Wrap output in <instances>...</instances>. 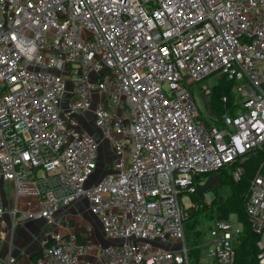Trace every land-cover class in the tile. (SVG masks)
I'll return each mask as SVG.
<instances>
[{
	"label": "built area",
	"instance_id": "obj_1",
	"mask_svg": "<svg viewBox=\"0 0 264 264\" xmlns=\"http://www.w3.org/2000/svg\"><path fill=\"white\" fill-rule=\"evenodd\" d=\"M214 75L233 81L219 118L211 107L219 83H206ZM90 113L99 140L77 120ZM101 143L115 159L94 180ZM261 153L264 0H0V197L12 182L10 212L45 220L36 264H89L93 255L104 264H197L204 247L209 264H236L244 224L236 214L205 219L197 242L187 221L199 205L184 196L210 175L220 182L222 169L235 166L240 180L248 156L261 160L245 211L264 264ZM82 198L107 243L80 241L59 218ZM5 212L0 204V219Z\"/></svg>",
	"mask_w": 264,
	"mask_h": 264
},
{
	"label": "crops",
	"instance_id": "obj_2",
	"mask_svg": "<svg viewBox=\"0 0 264 264\" xmlns=\"http://www.w3.org/2000/svg\"><path fill=\"white\" fill-rule=\"evenodd\" d=\"M101 144L100 158L103 156L104 147H106V151L108 150V154L112 153L107 144ZM2 183L0 204L6 208V212L0 219V264L7 262L11 256L16 257L18 264H36V255L47 238L48 228L45 226V220L14 215L10 212L15 200L14 186L10 181ZM59 218L72 227L80 241L100 245L107 243L101 221L91 211L86 198L65 207ZM60 228L66 232L64 227ZM89 264L104 263L99 260L97 255H93L89 258Z\"/></svg>",
	"mask_w": 264,
	"mask_h": 264
},
{
	"label": "trees",
	"instance_id": "obj_3",
	"mask_svg": "<svg viewBox=\"0 0 264 264\" xmlns=\"http://www.w3.org/2000/svg\"><path fill=\"white\" fill-rule=\"evenodd\" d=\"M232 88L233 81L230 80H223V82L213 88V93L211 95V107L213 114L216 117H221L222 113L225 112L227 108L231 107L233 99ZM223 95H226L229 98V102L227 104H224L222 101ZM261 154L262 157H264V153ZM260 161L261 160L259 157L248 156L243 161L246 172L241 176L240 180L237 181L234 180L231 175V170L235 166L230 169V173H228L226 169H222L217 172V175H219L220 178V185H230L232 192L228 197L221 196L217 193L210 203L211 207H213V210L209 209L210 206L204 205L206 200L203 195L199 196L196 193L191 194V199L199 205L198 208L191 207V216L187 221L188 234H190L195 239V241H199L197 238L201 236V232H194L197 226H195L190 231L189 225L192 226L195 223V221L192 219L196 217V215L200 217V215L203 214L207 217L205 219H222L229 218L232 214H236L238 219L244 224V232L241 240L236 243V264H257L256 253L257 240L259 239V236L253 232L250 223L248 222L245 211V200L249 191L250 180L256 173ZM41 252L42 248L37 253L36 260L41 255ZM200 254V250H195L193 252V258L197 260Z\"/></svg>",
	"mask_w": 264,
	"mask_h": 264
},
{
	"label": "rangeland",
	"instance_id": "obj_4",
	"mask_svg": "<svg viewBox=\"0 0 264 264\" xmlns=\"http://www.w3.org/2000/svg\"><path fill=\"white\" fill-rule=\"evenodd\" d=\"M222 81H220L219 78H217V76H210L207 78L206 83L209 86H215L218 83L220 84ZM196 98L198 101V104L200 106V109L204 112V115H207V112L205 111V103L203 98L198 94V92H196ZM90 118L88 119V116H81V117H77V120L80 121V123L82 124L83 128L88 131L95 139L99 140L101 139V134L99 133V130H97L94 126V124L92 123V114L90 113ZM100 148H102V144H100ZM108 150L106 151V147L103 148L102 150V158H101V162H99V166L96 168V172L93 176L94 180H97L99 178H101L104 174H106L111 168H113V163H114V159L115 156L112 155V153L108 154ZM114 156V157H113ZM228 173H230V170H227ZM231 186L230 185H219L216 188L211 189L210 191H208L207 193H205L203 196L205 197L206 203L204 204L205 206H210L209 209L213 210V207H211L210 203L212 202V199L216 196V194H220L221 196L224 197H228L231 194ZM184 201H185V205L186 206H190L191 205V196H184ZM208 204V205H207ZM205 218H207L206 216H204L203 214L200 215V217H198L196 215V217H194L192 220L195 221V223L190 226L189 225V229L190 231L195 227L198 226L199 230L202 231V234L204 235L207 231V229L211 226V222L209 220L202 222ZM199 219V220H198ZM188 231V230H187ZM189 236V235H188ZM189 240H191L190 236H189ZM202 242V241H201ZM210 263V258L207 255V250L206 247L203 248V257L201 258L200 262H198L197 264H209Z\"/></svg>",
	"mask_w": 264,
	"mask_h": 264
},
{
	"label": "water",
	"instance_id": "obj_5",
	"mask_svg": "<svg viewBox=\"0 0 264 264\" xmlns=\"http://www.w3.org/2000/svg\"><path fill=\"white\" fill-rule=\"evenodd\" d=\"M221 183L218 181V177L215 175H210L206 178L204 183H198L196 186V194L201 196L210 191L213 188H216Z\"/></svg>",
	"mask_w": 264,
	"mask_h": 264
}]
</instances>
